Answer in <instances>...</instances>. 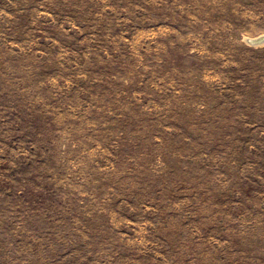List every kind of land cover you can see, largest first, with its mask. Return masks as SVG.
Segmentation results:
<instances>
[{"label": "rangeland", "instance_id": "obj_1", "mask_svg": "<svg viewBox=\"0 0 264 264\" xmlns=\"http://www.w3.org/2000/svg\"><path fill=\"white\" fill-rule=\"evenodd\" d=\"M264 0H0V264H264Z\"/></svg>", "mask_w": 264, "mask_h": 264}, {"label": "water", "instance_id": "obj_2", "mask_svg": "<svg viewBox=\"0 0 264 264\" xmlns=\"http://www.w3.org/2000/svg\"><path fill=\"white\" fill-rule=\"evenodd\" d=\"M263 41V37H256V38H246V42L249 43V44H260L261 42Z\"/></svg>", "mask_w": 264, "mask_h": 264}, {"label": "bare ground", "instance_id": "obj_3", "mask_svg": "<svg viewBox=\"0 0 264 264\" xmlns=\"http://www.w3.org/2000/svg\"><path fill=\"white\" fill-rule=\"evenodd\" d=\"M263 41H264V36H263ZM262 43V42H261ZM264 43V42H263Z\"/></svg>", "mask_w": 264, "mask_h": 264}]
</instances>
